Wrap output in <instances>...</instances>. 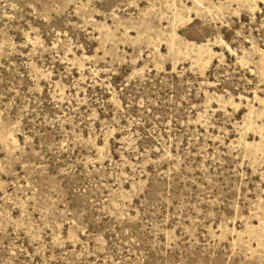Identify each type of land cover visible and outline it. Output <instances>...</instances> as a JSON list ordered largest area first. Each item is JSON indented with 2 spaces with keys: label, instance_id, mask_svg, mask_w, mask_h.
<instances>
[{
  "label": "rangeland",
  "instance_id": "374dc122",
  "mask_svg": "<svg viewBox=\"0 0 264 264\" xmlns=\"http://www.w3.org/2000/svg\"><path fill=\"white\" fill-rule=\"evenodd\" d=\"M0 264H264V0H0Z\"/></svg>",
  "mask_w": 264,
  "mask_h": 264
}]
</instances>
